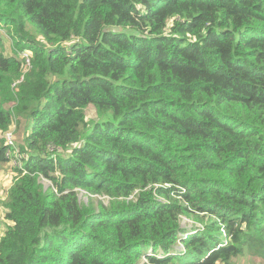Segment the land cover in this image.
I'll list each match as a JSON object with an SVG mask.
<instances>
[{
	"label": "trees",
	"instance_id": "16d2710c",
	"mask_svg": "<svg viewBox=\"0 0 264 264\" xmlns=\"http://www.w3.org/2000/svg\"><path fill=\"white\" fill-rule=\"evenodd\" d=\"M7 163L0 264L264 259V0H0Z\"/></svg>",
	"mask_w": 264,
	"mask_h": 264
},
{
	"label": "rangeland",
	"instance_id": "374dc122",
	"mask_svg": "<svg viewBox=\"0 0 264 264\" xmlns=\"http://www.w3.org/2000/svg\"><path fill=\"white\" fill-rule=\"evenodd\" d=\"M2 31V35L4 36H7L5 35L6 33ZM5 52L4 54L7 55V52L11 53V41L10 40H6L5 41ZM8 53V54H9ZM28 52H24L22 54H27ZM86 113L88 115V117H91V118H97V111L95 110V108H88L86 110ZM24 120L22 122V125L21 127L19 128H16V132H15V129L13 127V131L10 130L7 135L9 134L10 136V140H15V137L17 139L18 137V141L21 140L22 138V134H23V131H24ZM14 132V133H13ZM11 167L10 163H7L5 166H4V170L0 173V198L2 196H4V192L9 188L11 182L13 181L12 180V173L11 171L9 170ZM44 182V185H45V188H48L49 185H50V181L47 180V179H44L43 180ZM79 197L81 200L85 201V202H88L89 198H93L95 199L96 201L100 200V201H103L105 204H108L110 202V197L108 196H102V195H90L88 193H86L84 190H80L79 191ZM5 213H6V207L4 205V203H1L0 204V237L2 236V234L5 232L8 224L11 223V221L7 220L5 218ZM183 243L181 241L178 242V246H182ZM177 247V245H176ZM232 264H264V259L263 258H260V259H257L255 260L253 258L252 255L250 254H245L237 259H235L234 261H232Z\"/></svg>",
	"mask_w": 264,
	"mask_h": 264
},
{
	"label": "built area",
	"instance_id": "2783aa9c",
	"mask_svg": "<svg viewBox=\"0 0 264 264\" xmlns=\"http://www.w3.org/2000/svg\"><path fill=\"white\" fill-rule=\"evenodd\" d=\"M29 61H30V58L27 56V58H26V65L22 64V67H23V70H24V71H27V66H28ZM7 133H8V132H7ZM7 133H6V136H7V138L9 139L10 136H9V134L7 135ZM9 140H10V139H9ZM10 142H11V140H10ZM144 261H147V259H146L145 257H144Z\"/></svg>",
	"mask_w": 264,
	"mask_h": 264
},
{
	"label": "clouds",
	"instance_id": "9594fccd",
	"mask_svg": "<svg viewBox=\"0 0 264 264\" xmlns=\"http://www.w3.org/2000/svg\"><path fill=\"white\" fill-rule=\"evenodd\" d=\"M184 236L187 237V236H186V233H184ZM177 247L180 248L181 246H178V244H177ZM144 257H145V256H144ZM144 257H143V260H144ZM145 258H146V257H145ZM146 259H147V258H146ZM145 262H147V261H145Z\"/></svg>",
	"mask_w": 264,
	"mask_h": 264
}]
</instances>
